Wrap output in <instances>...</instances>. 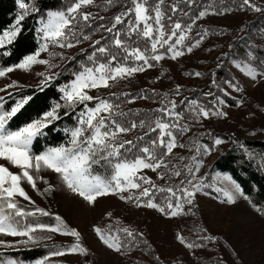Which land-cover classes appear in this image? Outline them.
Masks as SVG:
<instances>
[{
    "label": "rangeland",
    "instance_id": "1",
    "mask_svg": "<svg viewBox=\"0 0 264 264\" xmlns=\"http://www.w3.org/2000/svg\"><path fill=\"white\" fill-rule=\"evenodd\" d=\"M188 2L192 4L194 0ZM251 2L261 11H255L244 4V0H209L203 3L202 9L190 23L182 22L180 19L168 21L166 17V29H170L177 21L184 26L191 25L192 30L187 33L185 44L190 46L199 39L201 41L199 46L191 53L186 51L185 46H179L185 54L176 59H172L171 53L160 49L159 53L163 54L164 58L160 61H150L153 67H146L145 71L121 79L109 88L94 89L89 93L109 99L118 106L114 109L116 112L133 107L149 110V113H142L133 119L132 122L137 124L141 120L154 119L155 110L160 108L162 103L170 107L169 101L176 102V111L182 114L180 123L189 129L178 135V143L185 146L175 148L166 158L167 169L163 167L156 171L144 169L142 174L150 177L159 187H188L189 190H194L187 182L192 177L184 166H195L196 161L191 158L196 156L202 163L199 164V171L195 172L192 184L199 183L201 188L195 193L193 203H184L183 211L175 217L166 214L171 211L170 209L162 213L158 209L138 207L134 201L120 199L119 194L98 197L94 204H89L83 197L70 191L57 173L42 170L39 175L47 183L38 181L37 187L43 191L51 185L53 190L40 195L25 182L22 186L35 204H30L21 197L17 199L26 210L39 207L51 215L43 216L37 213L36 216L28 219H32L31 223L55 225L57 223L55 216H60L69 228H74L80 233L81 243L89 250L87 255L67 252L66 249L75 243V237L38 231L37 235L44 237L41 241L47 240L46 238L50 236L49 241L64 244L57 250H65V255L50 256V253H47L45 255L49 257L47 264H264V211L243 190L241 195L235 190L231 181L224 179L225 176H231L229 173L213 171L210 168L217 156L232 144L238 145L244 153L256 156L254 149L247 146L245 141L264 140V0H251ZM106 5L105 2L100 3V0H95V3L83 6L80 10L91 13V17L89 21L80 19L75 28L91 39L84 40L81 37L82 42L73 48L50 46L49 51L41 53L40 58L49 59L51 52L63 53V58L51 57L52 62L58 66L48 68L47 65L36 64L31 70L17 69L7 74L6 77L0 78V87L12 81H18L20 86L0 92V96L22 87L40 86L44 77L38 73L56 74L61 65L77 52L82 53L88 49L90 54L98 47L107 46V35L113 33L105 30L111 26L102 20L107 16V12H110ZM161 7L165 12V7L163 5ZM188 10L189 8L182 10L180 14L185 15ZM50 11H65V9L57 8ZM201 11H206L207 14L197 19ZM48 12L43 20L47 19ZM126 26L127 21L123 24L124 30ZM118 29L121 31L120 27ZM97 40L100 41L99 45L94 43ZM136 45L143 48V44L135 43L134 46ZM107 59L108 57L101 54V62ZM226 60L233 74L232 79H223L215 75L217 66ZM129 63L133 62L129 61ZM139 63L142 62H135V64ZM245 65L256 70V78L247 74ZM197 72L202 75L196 76ZM229 81L232 83L229 84ZM177 86H179L178 94ZM118 95H125V99L118 98ZM192 100L197 101V107L209 110V117L205 118L201 115L199 118H194L195 114L190 110ZM90 102L93 105L89 107H94L96 101ZM213 111H222L227 115H211ZM116 119L123 123V118L116 117ZM130 123L123 124L128 126ZM146 131L147 128L137 127L121 134V139L133 140L145 135ZM157 134L153 133L151 139H155ZM216 139L222 140L223 143L217 145ZM134 143L138 146L136 142ZM198 146H207V148L201 147L200 152L197 153ZM159 150L158 154L161 151ZM262 155L259 154L261 161H263ZM129 157L131 158L132 155ZM0 163L9 166L13 172L19 171L7 161L0 160ZM174 168L181 170V176L171 175L170 170ZM162 173H166L163 179H161ZM100 174L111 175L104 172ZM181 181L185 183L181 185ZM234 181L238 184L236 180ZM217 188L231 191L235 196V202L229 203L224 193L218 192ZM153 192L154 202L164 206L166 201L163 197L166 193H159L156 189H153ZM142 200L146 203L147 198ZM175 202L174 199L173 203ZM97 226L105 230L110 229L113 235H120L122 244L120 252L107 247L100 240L94 231ZM123 228L133 231L134 238L127 237L123 232L117 233L118 229ZM180 235L185 237L184 242L177 238ZM0 239L14 243L25 238L0 235ZM189 243L194 247L189 248L187 246ZM40 244L39 242L27 246L17 244L14 248L0 247V251H14ZM45 256L33 261L17 262L35 264V261ZM8 260L15 259L10 258L2 262L6 264Z\"/></svg>",
    "mask_w": 264,
    "mask_h": 264
},
{
    "label": "snow or ice",
    "instance_id": "2",
    "mask_svg": "<svg viewBox=\"0 0 264 264\" xmlns=\"http://www.w3.org/2000/svg\"><path fill=\"white\" fill-rule=\"evenodd\" d=\"M106 2L112 4L114 0H106ZM93 3H95V0H75L65 11L48 12L47 19L41 20L39 31L42 33L41 39L43 42L39 49L34 54L25 56L15 65L0 66V78L6 77L7 74L17 69L31 70L32 66L36 64L47 65L48 68L57 67L58 65L52 62L51 57L60 56L63 58V53L51 52L49 59L40 58L41 53L48 52L50 46L73 48L76 44L82 42L81 37L84 40L91 39L90 36H84L82 32H78L75 25L79 23L80 19L89 21L91 13L81 12L80 10L83 6ZM131 3L132 7L126 8L125 11L116 15L111 27L105 29L107 32L114 34L112 44L116 49L121 50L122 56L113 52L108 46L96 48L88 57L92 66H83L82 70L74 75V79L60 89L63 93L64 104L56 103L39 118L33 119L16 130H11L7 127L8 122L20 112L32 97H25L11 107L10 110H5V98L0 96V160L7 161L8 164L19 169L18 172H13L9 166L0 163V235L25 238L14 243L0 239V247L14 248L17 244L25 246L36 244L44 239V237L38 236L37 232L48 231L75 237V243L70 245L66 251L87 255L89 250L81 243L80 233L74 228H69L60 216H55L57 221L55 225L27 222L28 217L36 216L37 213L43 216L51 215V213L39 207L30 211L26 210L25 206L21 205L17 199V197H21L29 201L30 204H35V201H32L28 192L22 186L25 182L38 191L40 195L50 193L53 190L51 185L43 191L37 187L38 181H44V178L39 175L42 170L57 173L70 191L83 197L89 204H94L98 197L119 194L120 199L134 201L138 207L146 206L158 209L162 213H166V209H170L171 211L166 214L173 217L181 214L184 203L192 204L195 193L200 190L201 184H192V180L195 179V172L199 171V164L202 163V161L197 160L196 156L191 158L196 161L195 166H184L192 177L187 182L192 185L194 190H189L188 187H159L150 177L142 174L144 169L153 171L162 167L167 169L166 158L173 153L175 148L185 146L178 143V135L189 129L180 123L182 114L176 111L177 104L174 100L168 102L170 107L162 103V106L155 110L154 119L141 120L139 124L131 122L128 126H125L116 119V117L126 115L123 112L114 110L118 107L117 105H114L107 98L89 94L91 90L109 88L121 79L145 71L146 67H153L150 61H160L164 58V55L159 53L160 49H164L166 53H171L172 59H176L185 54L179 46H185L186 51L191 53L201 42L198 39L190 46L185 44L187 33L192 30L191 25L184 26L177 21L172 24L170 29H166V13L161 7L164 0H159L155 5L151 4L150 0H131ZM244 4L249 5L255 11H261L251 0H244ZM19 7L23 12L18 16L15 24L10 30L0 34V49L16 40L22 30V21L30 12L39 11L25 3L24 0H19ZM177 10L176 6L173 5L172 12ZM206 14V11H201L197 19ZM129 17L126 29L122 34L117 26L125 24V19ZM167 20L171 21V16H167ZM122 35L124 38H122ZM134 38H142L145 41V47L134 46ZM94 43L99 45L100 41L97 40ZM97 53L104 54L108 59L101 62ZM4 54L7 55L8 53L5 52ZM129 61L133 63L130 64ZM135 62L142 63L135 64ZM245 70L249 76L256 78L257 72L254 68L245 65ZM38 75L44 77L41 82L42 90L57 74L41 72ZM195 75L200 76L202 74L197 72ZM228 83L231 84L232 82L229 81ZM19 86L18 81H12L4 87H0V92H6L9 88ZM178 93L179 86H177ZM8 95L11 96L12 94L8 93ZM90 101H96L94 107H88ZM77 105H83L84 107L78 115L77 126L72 129H65L66 132L70 133L69 140L65 144L48 147L38 154L35 153L33 151L34 141L39 136L44 135V129L52 125L54 121L61 119L58 110L61 108L75 109ZM190 106V110L195 114L194 118H199L201 115L205 118L209 117L210 111L205 110L203 107H197L196 100H192ZM64 114L68 115L69 113L65 111ZM211 115L225 116L227 113L213 111ZM137 127L147 128L145 136L150 133L158 134L155 139L149 141L147 146L138 149L140 155H133L130 158L128 153H132V149L136 147V144L132 140L121 139V134L128 133ZM138 139L143 140L144 137ZM215 143L219 145L223 141L216 139ZM201 147L207 148V146H198L196 148L197 153L200 152ZM159 149H163V151L158 154ZM97 165L110 167L112 169L111 175L105 176L95 171ZM170 171L173 176H181V170L178 168ZM165 174H161V179ZM224 179L231 181L235 190L240 192L241 195L243 194L242 189L232 180L231 176H225ZM44 182L47 183V181ZM184 183V181H181V185ZM153 189H156L159 193H166L163 197L166 201L164 206L154 202L155 193ZM216 190L223 192L229 203L235 202V196L231 191L223 188H217ZM125 193L128 194L125 195ZM142 198H147L146 203ZM174 199L175 204L173 203ZM94 231L107 247L117 252L121 251L122 244L119 234L113 235L110 229L105 230L99 226L95 227ZM119 232H123L127 237L134 238L133 231L128 228L118 229L117 233ZM47 238L51 239L50 236ZM177 238L181 242L185 240L183 235ZM206 238L212 239V237ZM187 246L189 248L194 247L191 243ZM63 255H65V250L50 253V256ZM48 261L49 257L45 256L43 259L35 261V264H47ZM0 264H4V262L0 261ZM6 264H18V262L8 260Z\"/></svg>",
    "mask_w": 264,
    "mask_h": 264
},
{
    "label": "trees",
    "instance_id": "3",
    "mask_svg": "<svg viewBox=\"0 0 264 264\" xmlns=\"http://www.w3.org/2000/svg\"><path fill=\"white\" fill-rule=\"evenodd\" d=\"M74 0H24L25 3L35 7L39 11L30 12L22 21V30L16 40L6 45L5 48L0 49V66H12L20 62L25 56L35 53L42 43V33L39 31L41 27V20L44 15L51 9H67L72 5ZM209 0H194L192 4H189L188 0H176L175 2L170 0H164L163 7H165L166 17L171 16V20L180 19L182 22L190 23L194 16L202 9L203 3ZM106 2V0H100ZM151 4L155 5L159 0H150ZM175 5L178 9L176 12H172V6ZM107 16L102 18L107 22L108 26H111L114 22V17L125 11L126 8L132 7L131 0H114L112 4L107 3ZM188 12L183 15L180 14L182 10L188 9ZM22 9L19 7V0H0V34L9 29L21 14ZM130 18V17H129ZM128 18L125 19L127 21ZM121 28L124 32L123 25H118L117 28ZM121 32V33H123ZM123 38V37H122ZM114 34H108L106 38V45L118 55H121V50L116 49L112 44ZM135 39V38H134ZM131 43V41H129ZM135 43L143 44L145 47V41L141 39H135ZM90 50V49H89ZM8 54L5 55L4 53ZM88 49L84 52H77L69 60L61 65L55 78L48 83L47 86L41 90L40 86L22 87L11 92V96L8 94L4 96L5 103L4 109L10 110L11 107L24 99L31 96L32 99L17 113L11 121L8 122L7 127L11 130H16L23 125L31 122L33 119H37L43 115V113L49 111L56 103L64 104L63 93L60 89L70 83L74 79V75L78 73L83 66L91 65L88 57L93 53L88 54ZM97 56L101 58V54L97 53ZM122 56V55H121ZM216 77L223 79H232V71L228 68V61L223 62L216 69ZM118 98L125 99V95H118ZM93 105L92 102H88V107ZM83 105H77L75 109L61 108L58 110L61 119L54 121L52 125L44 129V135L39 136L33 144V151L39 153L48 147H56L60 144H65L69 138L70 133L65 129H72L77 126V118L80 111L83 109ZM65 111L69 114L65 115ZM149 110L133 107L131 109H125L121 112L126 115L122 122L128 124L136 119L142 113L147 114ZM138 136L132 141L136 142L138 146L132 149V153L128 155H139V148L146 146L151 140V136ZM139 137H144L143 140H139ZM149 138V140H148ZM245 144L254 149L255 155L244 153L238 145L232 144L225 149L217 158L211 163V170L220 171L223 173H229L234 180L241 186L243 192L250 197V199L258 205L264 211V140H246ZM163 151V149H160ZM159 150V151H160ZM263 156V161L260 160L259 154ZM95 171L104 172L107 174L112 173L110 167L95 166ZM159 198V197H158ZM32 220V219H31ZM30 218H27V222L31 223ZM38 246L31 248H24L14 251H0V261L13 258L16 261H33L35 259L45 256L47 253H51L57 249L63 247L64 244L57 241H49L48 238ZM62 264V263H60Z\"/></svg>",
    "mask_w": 264,
    "mask_h": 264
}]
</instances>
